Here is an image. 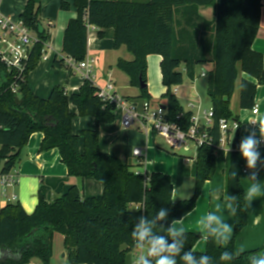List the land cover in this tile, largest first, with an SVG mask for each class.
Masks as SVG:
<instances>
[{
	"label": "trees",
	"instance_id": "1",
	"mask_svg": "<svg viewBox=\"0 0 264 264\" xmlns=\"http://www.w3.org/2000/svg\"><path fill=\"white\" fill-rule=\"evenodd\" d=\"M264 0H75L78 16L66 29L63 56L54 59L55 68L70 70L68 58L80 62L88 54L90 27L100 29L104 38L106 29H114V48L125 46L135 58L119 59L117 68L129 78L131 86L141 91L138 97H125L135 102L153 103L148 86V57H162L163 85L167 88L161 97V106L169 120L187 131L191 128L193 113L186 111L173 88L183 85L186 77L197 78V68L212 64L208 77V96L214 110L211 126L202 129L210 140L198 148L195 190L192 197L174 202L172 178L160 172L137 174L129 162L121 163L115 156L100 150V130L103 123L116 119V106L98 97L99 88L85 80L78 92L68 94L66 87L56 86L48 98H40L28 84L29 74L38 66L49 39V27L41 17L42 0H28L20 19L36 36L27 67L20 76L0 57V174L10 175L21 159L23 148L34 133L44 134L40 151L58 149L70 176L93 177L104 183L100 196L83 198L77 186L69 188L53 202L43 196L31 214L20 203H10L0 209V264H31L39 259L52 264L56 234L64 236L70 264H127V255L134 250L131 231L141 217L152 219L161 208L167 217L157 221L166 229L174 220H181L197 205L202 190L214 178L219 149L222 143L220 121L239 120L231 109L237 83L240 88V108L251 110L256 105L258 87L264 85V54L254 50L253 44L261 24ZM212 7L213 20L200 15L201 8ZM71 5L63 2L62 9ZM190 20L177 21V16ZM43 27V31H41ZM183 67V70H182ZM250 78H241V74ZM17 100H21L18 103ZM154 104V103H153ZM73 105L81 117H93L94 129L73 132L71 111ZM232 148L228 171L227 196H236L237 214L234 216V234L226 246L207 240L206 250L196 246L200 233L185 232V248L193 250L197 259L211 257L212 264H249V257L263 248L237 255L235 241L248 224V211L244 201L245 189L239 179L240 130L229 134ZM132 157V148H128ZM134 167H141L140 164ZM237 172L231 177V172ZM133 205H141L139 210ZM168 242L172 240L168 237ZM230 251L233 259L219 260L223 251ZM178 264L182 261L177 257Z\"/></svg>",
	"mask_w": 264,
	"mask_h": 264
},
{
	"label": "crops",
	"instance_id": "2",
	"mask_svg": "<svg viewBox=\"0 0 264 264\" xmlns=\"http://www.w3.org/2000/svg\"><path fill=\"white\" fill-rule=\"evenodd\" d=\"M126 1L140 2L148 0ZM27 2L28 0H0V15L17 21L20 19ZM63 2L69 3L71 8L69 10L62 9ZM74 3L75 0H42V21L45 27H49V39L45 48L48 60L41 59L36 69L28 76L30 89L40 98H48L51 91L56 86L66 87L68 94L76 93L84 83L80 74L72 70L63 71L53 66L54 59L64 55L63 41L66 29L70 21L78 16ZM200 15L205 20H213L214 10L212 7L201 8ZM176 19L177 21L181 20L185 23L186 20H190V17L181 14L177 16ZM100 31L101 30L96 27H90L89 29L88 54L86 59L95 61L92 63L94 82L99 87H104L107 82H113L123 93L124 97L140 96L141 91L132 87L130 78L117 68L119 59L133 61L135 56L130 53L125 46H122L118 50L114 48V29L104 30V38L99 37ZM253 48L264 54V2L262 6L260 30L254 41ZM161 61L162 57L159 55H150L148 57V88L153 100L162 97L167 91L162 81ZM208 65H211L210 72L213 66L212 64ZM153 67L154 71H152V74L151 69L153 70ZM204 77L208 80L207 76ZM241 78L250 77L243 73L240 76V79ZM159 80H161L162 85H160ZM199 84L200 81L196 78L195 81L188 80L183 89H181V87L177 88L178 96L181 94L178 99L182 106L184 107L182 99L187 100L189 109L185 110L191 111L195 115H202L203 111L212 108L211 100L208 107L207 105L204 106V102L199 93ZM116 92L118 93L119 91L117 90ZM236 93L237 86L234 96ZM233 98L231 101V109L234 115L238 116L239 120L242 122V127L240 129L241 141L250 131L254 130V126L247 124V122L251 119H256L258 116H264V85L258 87L256 113H251L250 110L241 108L239 111H236L232 105ZM191 105H194V108H192ZM70 109L77 114L72 124L74 133L78 134L82 130L94 129L97 127L95 118L79 116L78 109L73 105L70 106ZM116 121L113 124L103 123L99 126L100 150L115 156L123 164L127 162L130 163V159L134 158L136 166L139 164L141 157H128V148L134 149L130 143L133 141L135 134L126 130L122 124V118L121 121L119 120L120 122ZM138 129L139 132L145 135L146 145L144 148H140L143 150L142 157L144 158V163L141 167L135 168V171L144 175L148 172L167 174L172 178L176 190L173 196L174 202L190 198L188 196H191V194L193 195L195 190L198 149L193 157L178 158V155L172 154L157 145L156 139L158 134L152 131L148 133L142 131L140 126ZM120 133L124 136L122 140L123 144H116L117 141L122 139ZM43 139L44 134L42 133H34L30 137L28 144L22 150L19 164L10 174L14 182L4 183L2 178L3 175L0 174V209L10 203H20L25 211L31 214L37 208L40 196H43L47 202H53L72 186H77L81 189L83 198L96 197L104 193L105 187L103 182L93 177L80 178L70 176L68 168L63 163L58 149H52L46 152L40 151ZM259 150L261 152V159L264 160V144H261ZM231 154L232 148L229 146L228 142L222 144L219 149L217 169L214 178L205 184L196 208L183 218V226L186 232L200 233L198 220L206 216L209 212L220 215L227 223H230L234 229V216L229 215L227 208L224 207L227 203L228 171L231 163ZM255 171L259 173L258 180L262 188H264V165L258 163ZM249 172L250 170L246 168V161L240 155L238 176L245 192L251 183L248 179ZM190 185H192V187H190ZM218 205L220 206L219 211H217ZM132 207L137 209L140 208L141 205H133ZM247 211L248 224L235 241V252L237 255L264 247V195L253 200L250 206H247ZM233 234L234 231L231 239ZM206 245L207 241L201 238L196 246V250L204 252L206 250ZM64 251L65 253L60 258H55L53 255L52 264H70L69 252L65 248ZM133 254L135 256V250L127 255V264H131ZM36 260L37 259L32 260L31 264H38ZM41 264L43 263L41 262Z\"/></svg>",
	"mask_w": 264,
	"mask_h": 264
},
{
	"label": "built area",
	"instance_id": "3",
	"mask_svg": "<svg viewBox=\"0 0 264 264\" xmlns=\"http://www.w3.org/2000/svg\"><path fill=\"white\" fill-rule=\"evenodd\" d=\"M35 43L36 36L32 33L30 28L26 26L23 20L19 19L14 21L9 17L0 15V57L8 68L17 70L20 76H22ZM41 59L48 60L45 50ZM94 62L95 61H90L88 59L76 62L71 58H68L66 61L67 65L70 66V70L80 74L84 81L91 80L95 83L92 65ZM202 75L206 76V73ZM97 87L99 88L97 92L98 97L104 102L115 104L116 111H120L122 114V124L125 128H130L134 124H138L142 131L147 133L152 131L162 136L174 150H180L182 148L188 150L187 143L189 141L195 143L198 149L210 140L209 134L205 132L202 127L203 125L211 126L213 124L214 110L212 108L203 111L202 115L193 114L191 118V128L185 131L169 120L167 111L163 109V106H155L150 101L137 103L134 100L121 97L116 92V86L113 82H107L104 87ZM191 107L194 108V105H191ZM250 111L251 113H256L257 106L255 105ZM241 127L242 122L240 120L222 119L220 121L222 132L221 146L227 142L230 132L234 133L240 130ZM132 156L141 157L139 164L143 165L144 158L142 157V149H132ZM137 174L141 173L137 172ZM2 178L4 183L14 182V179H12L10 175H4ZM134 250L136 253L135 255H137L138 250L135 248Z\"/></svg>",
	"mask_w": 264,
	"mask_h": 264
},
{
	"label": "clouds",
	"instance_id": "4",
	"mask_svg": "<svg viewBox=\"0 0 264 264\" xmlns=\"http://www.w3.org/2000/svg\"><path fill=\"white\" fill-rule=\"evenodd\" d=\"M254 126V130L250 131L238 145V151L241 157L246 161V168L250 170L248 179L251 181L247 191L244 193V201L246 206H250L251 202L259 196L264 195L258 175L255 171L258 163L264 165V160L261 159L260 146L264 144V116H258L256 119H251L247 122ZM259 137V138H257ZM231 177L234 179L237 172L233 170ZM175 188L172 192L175 194ZM237 197L227 196V203L224 205L227 208L229 215L237 214ZM136 210H139L137 208ZM220 206H217V211ZM167 217V210L161 208L156 216L152 219L141 217L135 228L131 231V240L133 246L138 250V254L134 256L131 264H178L177 257L182 261V264H212L211 257L201 255L199 259L194 255L193 250L183 251L185 248V228L183 219L174 220L172 225L164 228L159 226L160 232H166L167 235L156 234L154 229L157 227V221H163ZM200 227V237L207 241L213 239L218 245L226 246L234 231L233 226L227 223L220 215L209 212L206 216L198 220ZM179 225V226H177ZM168 237L172 242H168ZM233 259V254L230 251H223L219 260L228 262ZM249 264H264V250L253 253L249 257Z\"/></svg>",
	"mask_w": 264,
	"mask_h": 264
},
{
	"label": "rangeland",
	"instance_id": "5",
	"mask_svg": "<svg viewBox=\"0 0 264 264\" xmlns=\"http://www.w3.org/2000/svg\"><path fill=\"white\" fill-rule=\"evenodd\" d=\"M210 68H211V65L199 66L197 68V79L200 81V84H199V93L201 95L202 101L204 102V106L207 105V107L210 104V98H209L208 92H207V85H208L207 83H208V80H207L206 77H204L202 75V73L208 74ZM58 69L63 70V71L68 70V69H64V68H58ZM182 70H183V67H182ZM152 71H154V67H153V70L151 69V72ZM152 74H153V72H152ZM148 77H149V72H148ZM155 81H156V77H155ZM159 81H160V85H162L161 80H159ZM187 82H188V79L186 77L185 84H183V86L180 85V86L174 87L173 88V92L176 94V89L178 87H181V89H183L186 86V83ZM157 85H158V80H157ZM149 86H150V84H149ZM117 90L119 91L118 92L119 95L121 97H124L123 96V93L116 87V91ZM180 95L178 96V93H177L176 94L177 98L178 97L180 98ZM153 101H154L153 103H154L155 106L161 104V102H162L161 101V97L155 98ZM182 103H183L185 109H189L187 100L182 99ZM232 105H233V108L236 111H239L240 110L239 82L237 84V93L235 94V96L233 98ZM121 118H122L121 117V113H120V111L117 110L116 111V119H117V121L120 122L121 121ZM116 119H115V121H116ZM115 121L113 123H115ZM113 123H111V124H113ZM138 127H139L138 124H134L130 128H126V130L131 131V132H133L135 134L133 141L130 143L132 145V147L133 148H137V147L138 148H142V147L144 148L145 145H146V137H145V135H143V133L139 132ZM120 134H121V138L122 139H120L119 141H117L116 144H119V143L120 144H123V141L122 140H123V137L124 136H123L122 133H120ZM156 141H157V145H159L161 148H163L164 150H166V151H168V152H170L172 154L178 155V158H180V157L181 158L182 157H193L196 154V152H197V146L195 145V143H193L191 141H189L187 143V147L189 148L188 150H185L184 148H182L180 150H174L166 142V140L162 136H160V135L157 136ZM124 149H125V146H124ZM130 163L133 165V168L134 169L137 168V167H134L135 166V163H136V161L134 160V158L133 159L132 158L130 159ZM190 187H192V185H190ZM188 197H192V194H191V196H188ZM64 248H65V246H64V237L61 234H56L55 235V239H54V256H55V258L62 257V255L65 253ZM133 258H134V254H133ZM36 261L38 262V264H41V261L39 259H37ZM59 261H61V260H59Z\"/></svg>",
	"mask_w": 264,
	"mask_h": 264
},
{
	"label": "water",
	"instance_id": "6",
	"mask_svg": "<svg viewBox=\"0 0 264 264\" xmlns=\"http://www.w3.org/2000/svg\"><path fill=\"white\" fill-rule=\"evenodd\" d=\"M43 29H44V28L41 27V31H43ZM147 86H148V84H146V83H143V84H142V87H143V88H145V87H147ZM17 101H18V103H21V102H22L21 100H17ZM163 109H166V108L163 106Z\"/></svg>",
	"mask_w": 264,
	"mask_h": 264
}]
</instances>
